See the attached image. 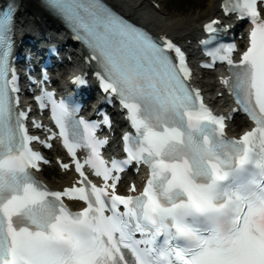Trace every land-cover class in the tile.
Here are the masks:
<instances>
[{
    "label": "snow or ice",
    "instance_id": "6c2138e0",
    "mask_svg": "<svg viewBox=\"0 0 264 264\" xmlns=\"http://www.w3.org/2000/svg\"><path fill=\"white\" fill-rule=\"evenodd\" d=\"M45 2L89 49L103 91L126 110L134 134L123 138L127 158L109 165L100 155L106 141L96 137L99 125L46 92L37 100L41 108L50 102L58 133L35 127L49 140L62 138L80 179L61 191L37 179L50 161L32 145L52 144L30 134L29 113L19 108L10 63L14 7L0 10V264H264V0H224L225 13L253 25L238 62L235 38L222 42L219 21L205 25L210 36L201 41L213 58L204 67L228 64L222 83L237 114L255 125L239 139L226 135L227 118L192 86L185 53L171 40L152 37L101 0ZM80 148L89 152L83 162ZM133 165L148 167L146 186L139 195L118 194L120 174ZM65 198L86 206L72 211Z\"/></svg>",
    "mask_w": 264,
    "mask_h": 264
},
{
    "label": "bare ground",
    "instance_id": "6f19581e",
    "mask_svg": "<svg viewBox=\"0 0 264 264\" xmlns=\"http://www.w3.org/2000/svg\"><path fill=\"white\" fill-rule=\"evenodd\" d=\"M113 5L117 10L134 20L135 22L146 25L155 32L166 33L174 37L179 42L186 45V48L192 52L195 48L196 37L199 35L203 22L219 17L222 13V0H201L197 3L198 8L187 13H172L166 11V5L163 1L158 0H105ZM157 3L158 6H155ZM20 11L18 14V23L20 28L18 34L31 36L36 42L35 48L40 47L39 39H45L50 36L49 32H53L56 27L47 17V13L39 6L35 0H21ZM146 9H149L147 11ZM264 13V9H263ZM49 31V32H48ZM49 34V36H48ZM50 38V37H49ZM201 86L204 87L210 100L218 104L219 110H225L228 99L223 93L219 80L222 77V71L216 73L198 74ZM228 110V108L226 109ZM225 110V111H226ZM237 115L234 119L238 120ZM48 171V169L46 168ZM50 172V171H49ZM41 176L43 175L40 173ZM45 174V173H44ZM46 174H48L46 172ZM71 173L68 171H59L58 176L44 178L50 188L61 189L64 185L69 184L72 179ZM46 176V175H45ZM80 205H78V208Z\"/></svg>",
    "mask_w": 264,
    "mask_h": 264
},
{
    "label": "rangeland",
    "instance_id": "374dc122",
    "mask_svg": "<svg viewBox=\"0 0 264 264\" xmlns=\"http://www.w3.org/2000/svg\"><path fill=\"white\" fill-rule=\"evenodd\" d=\"M163 1L166 5V11L169 14L172 13H187L198 8L197 3L201 0H158ZM149 11V9H146ZM48 171L45 175L48 177L58 176L59 170L56 167H48ZM50 171V173H49Z\"/></svg>",
    "mask_w": 264,
    "mask_h": 264
}]
</instances>
